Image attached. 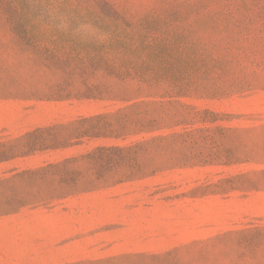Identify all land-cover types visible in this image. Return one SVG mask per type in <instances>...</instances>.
Masks as SVG:
<instances>
[{
	"label": "rangeland",
	"instance_id": "1",
	"mask_svg": "<svg viewBox=\"0 0 264 264\" xmlns=\"http://www.w3.org/2000/svg\"><path fill=\"white\" fill-rule=\"evenodd\" d=\"M0 264H264V0H0Z\"/></svg>",
	"mask_w": 264,
	"mask_h": 264
}]
</instances>
